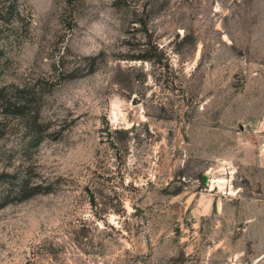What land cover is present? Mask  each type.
Masks as SVG:
<instances>
[{"label": "rangeland", "instance_id": "374dc122", "mask_svg": "<svg viewBox=\"0 0 264 264\" xmlns=\"http://www.w3.org/2000/svg\"><path fill=\"white\" fill-rule=\"evenodd\" d=\"M0 12V264H264V0Z\"/></svg>", "mask_w": 264, "mask_h": 264}, {"label": "crops", "instance_id": "0c3cea01", "mask_svg": "<svg viewBox=\"0 0 264 264\" xmlns=\"http://www.w3.org/2000/svg\"><path fill=\"white\" fill-rule=\"evenodd\" d=\"M252 130L254 137L245 143V154L242 158L247 165H253L264 172V108L255 120Z\"/></svg>", "mask_w": 264, "mask_h": 264}, {"label": "trees", "instance_id": "16d2710c", "mask_svg": "<svg viewBox=\"0 0 264 264\" xmlns=\"http://www.w3.org/2000/svg\"><path fill=\"white\" fill-rule=\"evenodd\" d=\"M6 9H8V10H6V12H3V13H6V14H10L11 13V11H16V7H15V5L13 4V5H8L7 6V8ZM0 17H5L3 14H1V12H0ZM1 89H0V97H1ZM1 102V104L3 103L4 104V109H9V107H10V103L8 102V101H6V100H1L0 101ZM11 110H13V109H11ZM5 174V173H4ZM3 176V172H1L0 173V177H2ZM8 193L6 194V196L5 197H2V196H0V208L2 207V206H4L8 201H9V197H8ZM14 197V196H13ZM12 197V198H13Z\"/></svg>", "mask_w": 264, "mask_h": 264}, {"label": "water", "instance_id": "95a60500", "mask_svg": "<svg viewBox=\"0 0 264 264\" xmlns=\"http://www.w3.org/2000/svg\"><path fill=\"white\" fill-rule=\"evenodd\" d=\"M201 178H202V180H206V175L202 174Z\"/></svg>", "mask_w": 264, "mask_h": 264}]
</instances>
